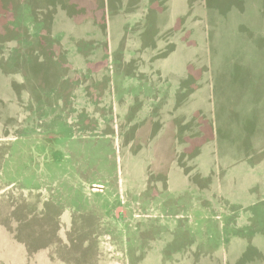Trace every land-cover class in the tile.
Listing matches in <instances>:
<instances>
[{"label":"rangeland","instance_id":"rangeland-1","mask_svg":"<svg viewBox=\"0 0 264 264\" xmlns=\"http://www.w3.org/2000/svg\"><path fill=\"white\" fill-rule=\"evenodd\" d=\"M0 264H264V0H0Z\"/></svg>","mask_w":264,"mask_h":264}]
</instances>
